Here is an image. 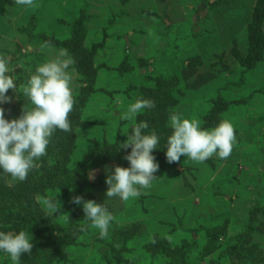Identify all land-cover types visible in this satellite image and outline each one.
<instances>
[{
    "label": "rangeland",
    "instance_id": "obj_1",
    "mask_svg": "<svg viewBox=\"0 0 264 264\" xmlns=\"http://www.w3.org/2000/svg\"><path fill=\"white\" fill-rule=\"evenodd\" d=\"M61 49L74 60L71 132L53 134L25 203L0 205V231L31 237L20 264H264V0H0V55L17 85L0 104L6 119L22 114L21 85ZM140 97L155 104L134 120L159 136L157 179L139 197L108 199L106 168L130 167L120 145L133 121L121 115ZM170 109L206 129L228 120L230 156L169 164ZM45 171L54 183L43 189ZM10 180L0 169L7 188L21 184ZM73 196L113 214L105 238ZM0 264L13 262L0 252Z\"/></svg>",
    "mask_w": 264,
    "mask_h": 264
},
{
    "label": "clouds",
    "instance_id": "obj_2",
    "mask_svg": "<svg viewBox=\"0 0 264 264\" xmlns=\"http://www.w3.org/2000/svg\"><path fill=\"white\" fill-rule=\"evenodd\" d=\"M17 5L33 7L34 0H15ZM43 47H50L45 44ZM9 58L0 55V104L11 103L7 93L16 91L17 85L9 75ZM74 60L66 49H61L55 58L37 65L25 84L21 85L22 94L29 101L22 109V114L12 120L5 118V109L0 107V169L14 181L24 182L28 175L38 167L37 161L47 154L53 134L57 131L71 132L69 115L74 109L75 99L72 92V72L69 71ZM74 70V69H73ZM119 101V97H117ZM151 99L140 97L128 106L121 115L124 121H133L131 134L120 145L131 149L124 157L130 167L115 166L114 171L106 168V196L108 199L119 197L127 201L139 197L141 189H147L157 179L155 173L160 165L152 154L159 144V136L153 129L146 132V121L135 122L134 118L144 109L154 108ZM168 126L171 129L166 141V159L169 164L179 163L182 156L187 160L203 163L213 155L227 159L233 149L236 136L232 124L222 119L214 128H202L197 119H187L170 109ZM95 177V170L89 180ZM48 210L57 212V203L51 198L36 197ZM70 203L82 205L85 219L90 227L98 229L101 238L108 234L113 214L105 204L95 200H84L82 196H73ZM33 243L29 234L20 230L18 234L0 231V252L6 253L13 264H20L24 254H31Z\"/></svg>",
    "mask_w": 264,
    "mask_h": 264
},
{
    "label": "trees",
    "instance_id": "obj_3",
    "mask_svg": "<svg viewBox=\"0 0 264 264\" xmlns=\"http://www.w3.org/2000/svg\"><path fill=\"white\" fill-rule=\"evenodd\" d=\"M165 101H161V107L159 108V110L157 111L158 117L161 119V117L163 116L164 113H166V109H165ZM165 122H168L169 120L167 118L164 119ZM160 122V121H159ZM161 126H162V136H166L164 138L167 139L168 135H170L171 133V129L168 126V124H163L161 122ZM45 175L48 179V181H42V187L43 189L48 188L50 185L52 186L51 182H53V171L52 172H46L45 171ZM51 181V182H49ZM70 182H75L74 180L70 181ZM54 183V182H53ZM35 190L33 186H31L29 183L27 182H21V184H19L18 186H14L13 188H7L6 184H4L3 182H0V205L2 204V199L6 200V198L10 201L11 204H15V205H19L21 206V204H24L26 199L29 198V192Z\"/></svg>",
    "mask_w": 264,
    "mask_h": 264
}]
</instances>
